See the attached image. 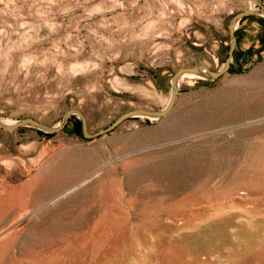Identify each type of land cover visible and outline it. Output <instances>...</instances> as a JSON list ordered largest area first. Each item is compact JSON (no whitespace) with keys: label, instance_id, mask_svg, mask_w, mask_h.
I'll list each match as a JSON object with an SVG mask.
<instances>
[{"label":"rangeland","instance_id":"obj_1","mask_svg":"<svg viewBox=\"0 0 264 264\" xmlns=\"http://www.w3.org/2000/svg\"><path fill=\"white\" fill-rule=\"evenodd\" d=\"M245 1L169 5L161 36L93 58L88 75H9L0 117L54 125L76 107L93 132L127 109L161 108L179 66H221ZM62 23L29 51L67 32L74 44L75 21ZM235 34L229 68L213 80L181 75L162 117H129L94 137L78 114L54 133L0 128V264H264V15H243ZM91 52L85 40L78 59Z\"/></svg>","mask_w":264,"mask_h":264},{"label":"clouds","instance_id":"obj_2","mask_svg":"<svg viewBox=\"0 0 264 264\" xmlns=\"http://www.w3.org/2000/svg\"><path fill=\"white\" fill-rule=\"evenodd\" d=\"M173 4L182 6L180 0H145L140 11L146 14L134 19L131 9L139 5V0H133L130 7L126 0H0V84L9 75H35L39 79L52 68L56 71L54 80L88 75L93 58L98 61L109 54L115 56L113 49L120 45L161 36L165 10ZM65 18L75 21V26L68 25L77 34L74 44L70 43L73 33L67 32L47 52L29 51L33 44L58 34L65 27ZM44 30L47 35L41 36ZM81 31L87 33L83 38L79 36ZM85 40L90 42L92 52L82 61L78 57ZM60 44L67 45L68 50L61 49Z\"/></svg>","mask_w":264,"mask_h":264},{"label":"water","instance_id":"obj_3","mask_svg":"<svg viewBox=\"0 0 264 264\" xmlns=\"http://www.w3.org/2000/svg\"><path fill=\"white\" fill-rule=\"evenodd\" d=\"M255 4H257L256 8L252 7L249 4V0L245 1L244 8L236 13H234L231 18L229 19L228 23V32H229V43H228V50L227 55L221 64L220 67L217 69H213L209 67L207 64L201 63V64H195V65H185V66H179L171 75V88L168 100L165 105H163L161 108L157 109H150V108H143V107H134L127 109L120 114H118L109 124L106 126H103L93 132L88 131L87 127V120L84 115V113L76 107L68 108L62 120L58 124H48L44 121H41L33 116H24L21 118H15L13 121H6L3 118L0 117V128L2 129H16L20 126H34L39 130H42L45 133H54L64 128L66 123L68 122L70 116L72 114H78L81 122V129L83 136L85 137H94L97 135H100L102 133H106L113 128H115L119 123H121L123 120L134 117L138 115L151 117V118H158L162 117L165 114H167L171 108L173 107L178 92H179V77L183 74H192L200 77H205L208 79H215L219 77L221 74H223L230 66L235 45H236V34H235V28L236 24L239 21V19L243 15H250V14H261L264 15V4L260 0H251Z\"/></svg>","mask_w":264,"mask_h":264},{"label":"bare ground","instance_id":"obj_4","mask_svg":"<svg viewBox=\"0 0 264 264\" xmlns=\"http://www.w3.org/2000/svg\"><path fill=\"white\" fill-rule=\"evenodd\" d=\"M189 75H190V73H189ZM190 76H191V75H190ZM181 79H182V78H181ZM4 120H6V119H4ZM6 121H13V120H10V119H9V120H6ZM251 241H252V240H251ZM254 242H255V241H254Z\"/></svg>","mask_w":264,"mask_h":264}]
</instances>
